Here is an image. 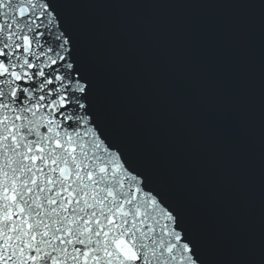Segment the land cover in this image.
I'll return each mask as SVG.
<instances>
[{
  "label": "water",
  "instance_id": "water-1",
  "mask_svg": "<svg viewBox=\"0 0 264 264\" xmlns=\"http://www.w3.org/2000/svg\"><path fill=\"white\" fill-rule=\"evenodd\" d=\"M129 164L205 264H264V0H58Z\"/></svg>",
  "mask_w": 264,
  "mask_h": 264
},
{
  "label": "snow or ice",
  "instance_id": "snow-or-ice-1",
  "mask_svg": "<svg viewBox=\"0 0 264 264\" xmlns=\"http://www.w3.org/2000/svg\"><path fill=\"white\" fill-rule=\"evenodd\" d=\"M58 0H0V264H205L105 130Z\"/></svg>",
  "mask_w": 264,
  "mask_h": 264
}]
</instances>
